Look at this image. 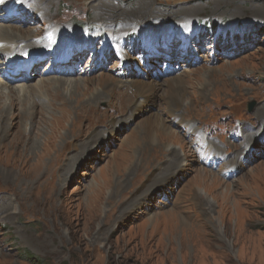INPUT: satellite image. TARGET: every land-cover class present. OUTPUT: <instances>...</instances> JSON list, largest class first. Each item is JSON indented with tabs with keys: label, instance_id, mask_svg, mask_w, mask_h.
<instances>
[{
	"label": "rangeland",
	"instance_id": "rangeland-1",
	"mask_svg": "<svg viewBox=\"0 0 264 264\" xmlns=\"http://www.w3.org/2000/svg\"><path fill=\"white\" fill-rule=\"evenodd\" d=\"M33 6L42 13L22 15L20 19L28 24L20 30L41 31L37 39L48 30L62 32L59 44H68V53L80 54L70 55L79 60L75 69L54 75L51 71L62 50L43 53L47 60L37 65L26 88L35 87L43 78H60L62 84L77 89L63 103L58 93L51 101L49 92L57 90L55 82L46 84L40 94L50 96L49 103L36 108V119L28 113L34 110L35 100L41 103L40 98L32 96L25 105L16 101L14 107L4 99L0 264H264V135L250 141L236 128L238 124L246 133L262 124L264 0H35ZM11 19L5 24L21 27ZM208 21L218 22L215 36L204 32L202 23ZM96 26L103 31L92 33ZM186 27L194 31L197 57L193 63L174 66L166 63L168 57L158 63L142 55L170 43L187 44ZM229 31L232 35L227 37ZM122 41L128 44L118 52L115 48ZM88 47L93 55L84 60L81 53L89 55ZM122 54L128 75L124 74L126 65H121ZM89 63H98L101 72ZM102 80L105 90L98 86ZM128 80L156 81L140 83V90L160 92L144 114L115 129L112 119H122L117 111L122 107L117 97L104 92ZM24 83L20 78L8 79L0 89ZM203 88L207 91L200 93ZM121 90L129 98L135 92L133 88ZM161 96L185 102L176 116L189 115L202 136L189 132L180 137L174 130L179 132L183 125L169 112L163 113ZM253 102L255 107L250 109ZM68 108L75 117L63 119L64 130L55 133L58 126H52L53 118ZM95 112L104 113L103 124L89 121V114ZM104 125L112 127L110 137L95 142L94 151L81 158L83 145L88 146L86 142ZM135 127L139 130L132 132ZM170 132L178 137L176 141L158 142V135L168 137ZM54 134L60 137L52 146L49 138L53 141ZM208 140L218 158L222 157L214 168L200 162L207 152L199 145ZM248 140L250 153L235 156L233 146L240 148ZM179 145L184 147L183 155L194 157H187L188 168L174 172L176 158L169 153L161 157L158 152L165 154ZM231 158H240L242 169L238 171L237 166V172L223 177V167H219L223 160L231 164ZM201 170L207 177L199 174ZM213 179L219 182L217 186ZM156 181L159 184L154 185Z\"/></svg>",
	"mask_w": 264,
	"mask_h": 264
},
{
	"label": "bare ground",
	"instance_id": "bare-ground-1",
	"mask_svg": "<svg viewBox=\"0 0 264 264\" xmlns=\"http://www.w3.org/2000/svg\"><path fill=\"white\" fill-rule=\"evenodd\" d=\"M34 2H35V0H0V11H2V13H0V58H2L0 60V73L2 70V74H1L2 78H0V88H2L4 86V83H6L8 81L6 78V75L11 76L7 72V69L5 68V64L9 65V63H10L13 65L17 61V59L11 58V53H15L16 51L20 50L18 52V54L21 53L24 56H27L28 54L31 53L32 50L40 49V50H48L50 53L55 54L56 52H59L61 47H63V46H60V44H59L61 34H63L62 32L57 33L55 31L50 30V31H48V33L44 39L35 40L38 37V35H40V33L35 32V30L34 31L29 30V31H25V32L20 30L21 28L25 27L28 24L27 21L22 20V19H20V21H19V18L15 17L14 15L6 16L7 14L15 13L17 11L18 6H20V5L23 8H25L26 10H30L32 12H35L38 15L41 14L42 13L41 10L39 8H37L36 6H33ZM148 12H149V14L153 13L150 8H148ZM9 17H10V19H9ZM11 18L16 19L17 23H19V26H21V27L19 28V27H13V26L6 25L5 23L11 22L10 21V20H12ZM5 26L10 27V28H7ZM91 29L93 30V32L95 31V29L96 30H100V29L102 30V26H96L95 28H91ZM187 35L190 38L191 30L189 32H187ZM32 41H34V42H32ZM28 42H30V44H27ZM42 47H45V48H42ZM199 47L200 46H197V49H199ZM115 49L118 52H121V50L124 49L123 42H119ZM86 52L90 53L89 47H88ZM74 53L79 56V54L77 52H74ZM81 55H82L84 60H87V58L91 57L93 54L91 52L86 57L83 56L82 53H81ZM191 55H193L192 52H191V54L188 53L186 56H181L178 54V55L173 56L171 58V60L166 61V62L170 63L171 65L173 64L174 66H179V65L181 66V65L188 63V61H190V62L194 61V59L190 58ZM22 58H25V57H22ZM38 59H41V57L38 56ZM53 59L54 58L52 56H49V60H53ZM26 60L27 59L25 58V63H27ZM120 60H121L122 66L126 65L125 56L123 54L120 56ZM181 60H182V62H181ZM40 62L43 63V60ZM72 62H76V63L72 64V65H76L79 62V60L72 59ZM59 63L66 65L62 62H59ZM3 64H4V66H3ZM88 66L91 69L94 68L98 72H101V70H102L98 63L96 65L89 63ZM1 67H2V69H1ZM35 69L36 68H33V71L31 74V76H33V77H34L33 73H34ZM62 69H64V68L57 67L54 65L51 73H53V74L60 73L61 72L60 70H62ZM86 72H87V70H85V73ZM129 73H130L129 71L124 72L125 75H128ZM145 74H146V72H145ZM239 74H241V73H238L237 75H239ZM237 75H235V76H237ZM195 76H198V74H196V75L189 74V77H191V78H193V77L195 78ZM101 77H102V79L104 78L103 75ZM22 78L25 81V83L20 85L19 87L10 88L8 90L0 89V117L1 118L6 116V112H5L6 108H5L4 99H8L9 106L14 107L16 105V103H15L16 101L18 103L20 102V104H22V105H25V102H26L25 100H27L28 98H31L32 96H34L36 98H40L41 103L36 102V100H35L33 102L34 110L31 111V109H30L31 113H28L30 115H35V114L38 115V113H36V108H39V106L42 107L45 103H49L50 96L40 94L41 91L44 92V90L46 89V87H45L46 84L51 86L52 81L55 82L53 84L56 86L57 90L60 92H58L57 90L52 91V93L49 92V94L51 95V101L53 100V96L55 95V93H58V94H61V96H63V101L61 98V101L63 103L67 102L66 99L71 98L72 94L74 93V90L77 89V87L74 86L73 84H68V83L62 84V81H64V80L60 79V78H57V79L52 78V80L50 79V81H49V79L43 78L42 80L39 81L38 84H36L35 87L28 89V88H26V86H27V83H29V79L25 78L24 76H22ZM211 78H212V76H211ZM15 79H17V77ZM188 79L191 80L190 78H188ZM169 80H171V79H169ZM65 81H70V80H65ZM179 81L182 82L183 80L181 81V79H180ZM143 82L156 84V81H149V82L148 81H142V80H128L125 82L121 81L120 83H115V85L112 86L108 91L104 92V93L109 94L112 98L117 97V99H118L117 104H120V107H122L120 110H117V111H119V113L121 115H123L122 119H116L117 116H115L112 119V120L116 121L114 123L115 129L118 128L121 124H127V123L131 122L132 117L134 118V116L136 117V116H141V114H144V112L147 110L148 106L149 105L151 106L152 104H154L156 102V100L158 99L157 96L159 95V92H160V91H158V89L153 88V89H151V91H144V92L140 90L139 84L143 83ZM98 86L101 87L102 90H105L106 89L105 87H107L106 81L105 80L100 81L98 83ZM121 86H123V87H121ZM115 88H121V89L126 88L127 90L133 88L135 90V92L133 91V94L130 95V98H129V97H125L127 95V91L119 89L121 91L118 90L117 92H114ZM168 88H169V86H167V89ZM78 89H80L79 86H78ZM63 90H66L67 92H64ZM176 90L179 91V90H181V88L177 87ZM86 91H87V89H86ZM206 91H207V89L203 88L200 90V93H205ZM199 97L202 99L206 98V97L202 96L201 94H199ZM161 98L163 100V105H162L163 113L169 112L172 116H174L173 120H179V123H181L184 126V127L183 126L179 127V132L177 130H174L180 137H181V135H183V133H184V135L189 134V133L184 132L186 128H188V131L193 133L195 136H197V137L202 136L201 130L199 128H197V126H196V121L194 119L189 118V115L176 116L177 112L179 111V109H181V107H183L185 102L180 101L177 97L161 96ZM170 98H174L175 100H171ZM96 101H98V100L96 99ZM101 102L99 100V103H101ZM143 104H145V105H143ZM113 107H115V104H113ZM185 108H186V111H188V108L187 107H185ZM44 109H46V108H44ZM72 111H73L72 108H68L66 111L62 112L61 116L53 118L52 126L54 128L56 126H58V127H56L55 133L58 132L59 128H60V130H62V129L64 130L65 126L63 128H61L63 126V121H62L63 119L69 120V119H72L73 117H75V114ZM89 113H91V112L89 111ZM126 113H128V114H126ZM103 114L104 113L95 112L93 115L89 114L88 119L90 122H93L94 125H101V124H103V118H104ZM124 114H126V115L124 116ZM36 115H35V117L33 116L34 119H36ZM260 117H261V123L262 124L260 125L259 128H256V127L252 128L251 127L250 132L245 133V131L242 129V127L239 126V132L241 133V135L244 136V134H245V135L250 136L249 137L250 141H252L253 138L256 140L259 136L261 137V135H264V110L262 111V114ZM22 122H24V121H22ZM168 123L170 125V120L168 121ZM69 124H71L70 121H67L66 126H68ZM104 126L105 127H103V129H101V131H99L93 138L89 139V141L86 142V144H88L89 147L87 145H83L84 149L81 150V155H80L81 158H84L86 155H88L90 153V151H91V153L94 151L91 149L93 148V145L95 142L99 143L100 141L106 140L110 137L112 127H109V126L107 127V125H104ZM161 126L164 130H167V126H165V125H161ZM138 130H139V128L135 127V129L132 132H135ZM231 132H233V131L231 130ZM59 137H60V134H54L52 136L53 141H51V137L49 138V142L51 144L53 143L52 146H55V140ZM28 138H30V136ZM28 138H25V139H28ZM176 138H178V137L173 132H170L168 137H162L161 134L157 136L158 142H162L164 144L166 142L176 141ZM234 138L237 140L236 137H234ZM80 140H82V139H80ZM249 140H248V144L242 143L240 148H239L240 145L237 148L235 146H233L235 156H238L241 158L242 156L248 155L250 153V150H249L250 149L249 148L250 141ZM179 147L180 148H178V147L169 148V150H167V152H165V154L162 153L161 150L158 152V154H161V157H163V156L165 157V155L169 153V154H172L174 156V158H176L177 167L174 166V169H173L174 172L175 171H181L182 172L183 168H186V167L188 168L190 166V164L187 163V157H189V158L194 157V154L183 155L184 147L182 145H179ZM240 158L238 161L231 158V161H230L231 164H234L237 162L234 165H231L229 163H227V164L230 167L231 166H234V167L238 166V171H240L242 169V166H243V163L239 162L241 160ZM70 161H72V160H70ZM88 161H90V159L84 162V164H83L84 167H88V164H89ZM193 161L195 162V160H193ZM74 164L75 163H73V165ZM171 165L173 167V164H171ZM135 166H137V165H135ZM154 166H156V164L152 165V167H154ZM180 166H182V167H180ZM133 169L136 171H140V170H138L139 168H133ZM223 169L224 168H222V170H221V175H222ZM168 170L170 172L171 167H169ZM174 172H171L168 176L173 175ZM199 174L205 175V171L201 170L199 172ZM127 176L128 175H126V177ZM157 181H156V183H154V185L159 184ZM161 181L164 182V179H161ZM212 184L217 186L219 184V182H217L216 179H213ZM204 200L205 199H203V201Z\"/></svg>",
	"mask_w": 264,
	"mask_h": 264
},
{
	"label": "trees",
	"instance_id": "trees-1",
	"mask_svg": "<svg viewBox=\"0 0 264 264\" xmlns=\"http://www.w3.org/2000/svg\"><path fill=\"white\" fill-rule=\"evenodd\" d=\"M38 260V259H37Z\"/></svg>",
	"mask_w": 264,
	"mask_h": 264
}]
</instances>
